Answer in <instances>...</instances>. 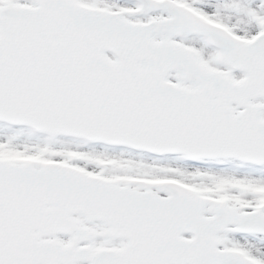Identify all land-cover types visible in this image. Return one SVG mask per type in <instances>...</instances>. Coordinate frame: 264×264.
<instances>
[{"label":"snow or ice","instance_id":"obj_1","mask_svg":"<svg viewBox=\"0 0 264 264\" xmlns=\"http://www.w3.org/2000/svg\"><path fill=\"white\" fill-rule=\"evenodd\" d=\"M0 264H264V0H0Z\"/></svg>","mask_w":264,"mask_h":264}]
</instances>
